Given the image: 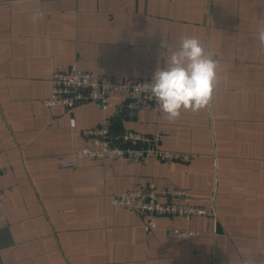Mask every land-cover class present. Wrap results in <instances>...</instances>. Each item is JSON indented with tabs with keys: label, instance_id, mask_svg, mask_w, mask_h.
Returning a JSON list of instances; mask_svg holds the SVG:
<instances>
[{
	"label": "crops",
	"instance_id": "obj_1",
	"mask_svg": "<svg viewBox=\"0 0 264 264\" xmlns=\"http://www.w3.org/2000/svg\"><path fill=\"white\" fill-rule=\"evenodd\" d=\"M261 25L264 0H0V264H240L250 247L264 249ZM185 36L211 44L219 62L220 82L198 113L169 122L117 99L54 111L40 103L53 72L72 63L108 82L153 77ZM105 122L116 134L161 129L160 147L190 158L59 165L85 145L83 128ZM151 181L188 189L213 213L148 228L111 202ZM166 226L201 235L172 239Z\"/></svg>",
	"mask_w": 264,
	"mask_h": 264
},
{
	"label": "built area",
	"instance_id": "obj_2",
	"mask_svg": "<svg viewBox=\"0 0 264 264\" xmlns=\"http://www.w3.org/2000/svg\"><path fill=\"white\" fill-rule=\"evenodd\" d=\"M151 80L152 77L130 76L122 82H108L72 63L66 70L53 72L48 93L40 99V103L54 111L59 106L72 108L86 101H97L106 108L112 99H117L128 110L136 111L151 106L162 114L151 95ZM72 124L75 125L74 120ZM82 133L85 145L74 150L70 157L61 156V167H74L81 158H117L130 162H142L151 157L180 161L190 158L185 153L161 148V129L153 133L127 129L116 134L105 122L85 127ZM110 199L113 204L140 214L148 228L156 227L160 217L190 218L213 213V208L193 203L188 189L178 185L159 187L154 181L120 194H112ZM165 232L169 238L182 241L201 235L199 230L181 226H166Z\"/></svg>",
	"mask_w": 264,
	"mask_h": 264
},
{
	"label": "clouds",
	"instance_id": "obj_3",
	"mask_svg": "<svg viewBox=\"0 0 264 264\" xmlns=\"http://www.w3.org/2000/svg\"><path fill=\"white\" fill-rule=\"evenodd\" d=\"M42 18V11L33 16L34 20ZM256 36L260 51L264 52V25L258 26ZM211 47L194 36H185L178 48L169 50L167 66L155 71L151 95L169 122L178 119L182 111L198 113L209 106L220 82L219 62ZM254 250L264 253L260 247H250L240 264H264V259H254Z\"/></svg>",
	"mask_w": 264,
	"mask_h": 264
}]
</instances>
